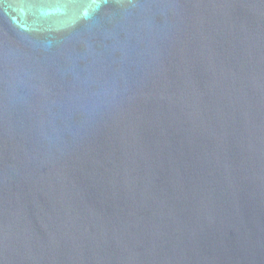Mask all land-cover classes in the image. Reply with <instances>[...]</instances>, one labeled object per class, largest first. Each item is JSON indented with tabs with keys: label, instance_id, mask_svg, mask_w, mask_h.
Here are the masks:
<instances>
[{
	"label": "water",
	"instance_id": "95a60500",
	"mask_svg": "<svg viewBox=\"0 0 264 264\" xmlns=\"http://www.w3.org/2000/svg\"><path fill=\"white\" fill-rule=\"evenodd\" d=\"M0 264H264V0H0Z\"/></svg>",
	"mask_w": 264,
	"mask_h": 264
}]
</instances>
